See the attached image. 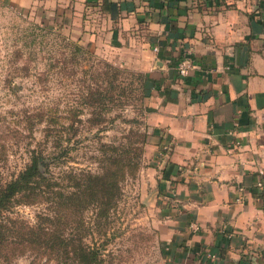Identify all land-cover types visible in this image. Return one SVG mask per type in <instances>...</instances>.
<instances>
[{"label":"crops","instance_id":"obj_1","mask_svg":"<svg viewBox=\"0 0 264 264\" xmlns=\"http://www.w3.org/2000/svg\"><path fill=\"white\" fill-rule=\"evenodd\" d=\"M71 38L135 55L143 158L177 264H264V0H0ZM157 48V51H154ZM189 52L193 67L179 78Z\"/></svg>","mask_w":264,"mask_h":264},{"label":"rangeland","instance_id":"obj_2","mask_svg":"<svg viewBox=\"0 0 264 264\" xmlns=\"http://www.w3.org/2000/svg\"><path fill=\"white\" fill-rule=\"evenodd\" d=\"M63 38L78 42L85 53L74 51ZM135 55L113 49L111 45L82 43L41 17L0 1L1 175L5 178L16 175L28 161L32 149L41 147L48 151V147L44 148L42 127H35L31 137L29 123L24 120L26 115L33 116L49 107H54L56 116L61 117L55 129L61 130L60 124L65 128L60 141L66 150L65 168L97 172L100 145L119 147L132 142L139 148L144 135L147 141L145 102L138 99L136 92L137 98L125 100L126 105L120 108L118 92L114 90L123 81L125 86L129 83L133 88L140 86L146 95V76L134 63ZM87 84L96 92L109 90L103 101L109 111L102 112L106 114L101 124L85 121L100 113V106L82 107V92ZM73 113L77 114L75 118ZM148 167L153 166L142 155L135 178L122 184L123 194L117 207L112 210L108 224L95 236L98 244L107 242L108 264H177L174 252L169 249L171 242L161 238L159 221L164 215L158 209L163 203L157 198L160 189L155 173ZM53 171L56 173L58 169ZM42 208L41 205H20L13 215L33 224ZM92 218L91 211L85 213L86 221ZM29 261V255H25L11 264Z\"/></svg>","mask_w":264,"mask_h":264},{"label":"trees","instance_id":"obj_3","mask_svg":"<svg viewBox=\"0 0 264 264\" xmlns=\"http://www.w3.org/2000/svg\"><path fill=\"white\" fill-rule=\"evenodd\" d=\"M63 39L72 45L74 51L85 53L78 42ZM59 62L57 60V64ZM11 89L16 91L14 87ZM114 90L118 92L120 108L126 105L125 100H135L136 92L142 102L146 97L140 86L133 88L132 83L125 86L123 81H119ZM108 91H93L90 84L84 88L82 107L96 109L100 106V113L85 120L87 123L97 125L103 122L106 113L102 112L109 111L103 103ZM76 115L72 114L74 118ZM60 119L54 107L38 111L33 116L26 115L24 121L29 123L31 137L35 127H42L43 144L48 151L41 147L32 149L24 167L10 178L0 173V264H11L25 255L30 257L28 264H108L107 242L98 244L95 236L108 224L112 210L117 207L123 194L122 184L135 178L146 135L139 148L132 142L119 147L100 145L97 172L65 168L66 150L60 143L65 128L60 124L63 128L55 129ZM55 169H58L56 173ZM20 205H41L43 208L36 214L35 222L30 224L13 215L14 209ZM88 211L93 214L91 221L85 220Z\"/></svg>","mask_w":264,"mask_h":264},{"label":"built area","instance_id":"obj_4","mask_svg":"<svg viewBox=\"0 0 264 264\" xmlns=\"http://www.w3.org/2000/svg\"><path fill=\"white\" fill-rule=\"evenodd\" d=\"M157 51V48H154ZM190 58L189 52H185L183 57L179 59L176 63V73L179 78H184L188 75L189 71L192 69L193 64ZM259 179L255 182L254 187L258 192H264V169L257 171Z\"/></svg>","mask_w":264,"mask_h":264}]
</instances>
